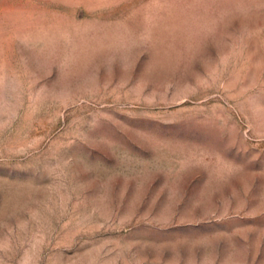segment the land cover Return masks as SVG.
I'll use <instances>...</instances> for the list:
<instances>
[{"label": "rangeland", "instance_id": "obj_1", "mask_svg": "<svg viewBox=\"0 0 264 264\" xmlns=\"http://www.w3.org/2000/svg\"><path fill=\"white\" fill-rule=\"evenodd\" d=\"M0 264H264V0H0Z\"/></svg>", "mask_w": 264, "mask_h": 264}]
</instances>
